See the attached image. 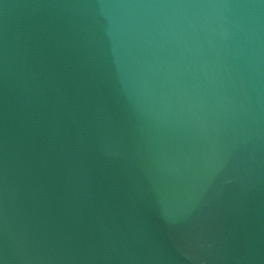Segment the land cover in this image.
Listing matches in <instances>:
<instances>
[{
  "label": "water",
  "instance_id": "95a60500",
  "mask_svg": "<svg viewBox=\"0 0 264 264\" xmlns=\"http://www.w3.org/2000/svg\"><path fill=\"white\" fill-rule=\"evenodd\" d=\"M0 264H264V0H0Z\"/></svg>",
  "mask_w": 264,
  "mask_h": 264
}]
</instances>
